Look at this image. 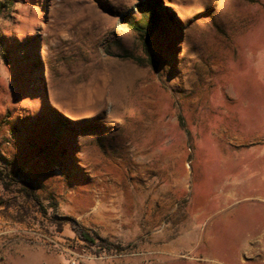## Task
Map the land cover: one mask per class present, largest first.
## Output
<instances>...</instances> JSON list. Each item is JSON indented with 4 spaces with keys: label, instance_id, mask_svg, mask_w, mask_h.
Returning a JSON list of instances; mask_svg holds the SVG:
<instances>
[{
    "label": "rangeland",
    "instance_id": "374dc122",
    "mask_svg": "<svg viewBox=\"0 0 264 264\" xmlns=\"http://www.w3.org/2000/svg\"><path fill=\"white\" fill-rule=\"evenodd\" d=\"M0 264H264V0H0Z\"/></svg>",
    "mask_w": 264,
    "mask_h": 264
},
{
    "label": "trees",
    "instance_id": "16d2710c",
    "mask_svg": "<svg viewBox=\"0 0 264 264\" xmlns=\"http://www.w3.org/2000/svg\"><path fill=\"white\" fill-rule=\"evenodd\" d=\"M12 6V3L9 1L8 2V7H11ZM146 7H147V11L150 13L151 15V20L152 21H156V12H155V8L153 7V2H148L146 3ZM129 26L131 29H133L135 32H138L140 34V36H143V34L146 32L145 30V27L141 25L140 21H135V22H132L130 21L129 22ZM146 34V33H145ZM76 232L79 234V236L81 238H83L84 240H90L87 235L83 232H81V230L79 228H76ZM91 241V240H90ZM93 242V241H91ZM94 243V242H93Z\"/></svg>",
    "mask_w": 264,
    "mask_h": 264
}]
</instances>
